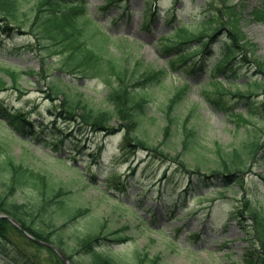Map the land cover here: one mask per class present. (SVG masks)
I'll use <instances>...</instances> for the list:
<instances>
[{
	"label": "rangeland",
	"instance_id": "obj_1",
	"mask_svg": "<svg viewBox=\"0 0 264 264\" xmlns=\"http://www.w3.org/2000/svg\"><path fill=\"white\" fill-rule=\"evenodd\" d=\"M157 1L158 14L149 26L144 22L150 14L145 13L149 4L146 0H130L128 5L111 6L107 10H103V7L109 4L108 0H86V3L90 19H93L97 26L100 25L98 27L101 30L100 34L109 35L111 42L109 50L115 58L127 60L130 66H133L135 61H141L145 66L164 69L168 67L171 56L164 51L162 42L168 43L169 35L176 26L180 27L182 24L201 26L209 8L206 5L210 2L219 3V0ZM232 1L233 3L241 1L244 5L241 11L242 31L252 50L248 53V59L252 64L241 67L238 78H229V83L236 85L231 87V91H235L239 87L244 90L243 85L254 81V75L258 70L254 59L258 58L262 61L264 59V21L252 16L254 9H264V0ZM22 2L23 11L28 15L24 19L25 26L20 29L15 27L11 36L3 38L0 36V77L10 84V89L1 93L0 99L14 109H23L24 112L29 113L31 119L36 122L37 128L41 124L48 126L49 129L55 126L50 112L66 115L62 111L61 102L47 98L46 83L39 82L37 75L27 74L31 70L40 71L42 67L40 52L50 48L53 51L50 56L47 52L42 54L48 57L50 67L47 73L53 83L58 84L70 99H82L84 104L93 109H112V104L107 101L109 88L105 80L69 75L60 69L61 51L57 52L58 47L52 46L48 39L38 40L32 35H38L36 30L34 33L32 31L34 23L32 9L36 0H22ZM225 35L226 32L219 35L212 54L207 57L205 66H202L203 69L197 64L203 57L200 54L193 56L181 64L182 68L179 71L168 74L162 84L146 91L145 94L149 99L147 109L153 118L151 120L142 118L141 129L142 132L144 131L143 137L151 144L158 145L162 142L161 129L165 123L163 117L168 99L174 94L176 87L187 83L185 80L192 87L175 107L174 115L178 118V128H182L185 124L194 131L196 138L208 149L213 150L220 145L231 151L240 148L247 140L264 137L262 98H251L252 102L259 104L261 113L238 126L237 118L231 112L245 109L244 103L247 100L232 94L223 95L221 98L231 109L227 112L226 109L214 107L205 97L206 93L211 92V77L216 75L211 68L221 56L220 45ZM186 47L191 48V51L194 49L190 45ZM192 64L199 69L186 70V65ZM3 70H16L19 73L18 90L11 84L12 76L9 72ZM119 118L117 116L112 124L116 128H123L125 122ZM58 123L65 134L75 133V126L62 121ZM247 129L249 133L245 132ZM122 136V133L109 137L91 134V140L84 143L81 137L72 135L65 140L60 149L54 151L52 146H45L42 142L30 144L20 141L0 124V158L11 154L18 162L47 174L51 177L56 190L70 194L69 202L91 210L90 214L73 226V233L76 236L97 230L100 226L107 227L109 231L126 227V233L131 236L130 242L111 246L108 250L118 264H133V257L138 251L143 255L148 254L149 258L159 257L161 264H243L242 256L249 245L246 231H253L251 229L253 220L244 212L242 203L247 197L253 207L260 208L264 212V179H262L264 149L258 151L256 159L244 174L242 185H235L227 191L213 185L214 187L204 188L205 193L198 190L197 194H192L184 200L181 198V190L177 189V184H184V176L181 172H177L170 162L149 159L145 166L146 172L140 169L135 179L125 178L129 176L128 166L118 165L112 158V155L118 151ZM104 139L106 151L101 157L95 149ZM174 139L175 137L170 141L173 142ZM179 150L178 148L177 151ZM175 153L176 151L172 150V155ZM144 156L146 154L142 150L137 153L138 159ZM211 157H213L212 150L205 154L206 159L203 162ZM166 170L169 174L176 173L174 174L176 185L166 186L164 183L156 182ZM112 172L122 174V181L126 185L129 184L126 192L112 194V191L107 190L103 183ZM201 172L209 174L210 169L203 166ZM82 176L96 177L97 180L94 182L99 188L90 186ZM130 178L131 182L127 183ZM161 193L162 199H160ZM109 195L119 199L120 203H116L113 197L106 199L105 196ZM195 195H207L208 198L199 200ZM35 196L36 192L27 190L19 192L17 199L21 203L29 202ZM238 211L241 213L238 214L237 219L230 221L229 215ZM207 212L209 216H205ZM61 219H63L62 213L58 212L55 220L59 222ZM84 255L74 253L72 263L84 264L86 259ZM47 256L49 258V254L42 251L39 262L47 264ZM6 261L7 257L0 256V264Z\"/></svg>",
	"mask_w": 264,
	"mask_h": 264
},
{
	"label": "trees",
	"instance_id": "obj_2",
	"mask_svg": "<svg viewBox=\"0 0 264 264\" xmlns=\"http://www.w3.org/2000/svg\"><path fill=\"white\" fill-rule=\"evenodd\" d=\"M120 1L108 0L109 4L103 7V10L118 5ZM206 7H209L206 11V21L200 27L194 28L189 25L177 27L170 36V42L164 46L165 51L173 56L170 60V69H176L177 62L184 61L194 54L186 45L194 47L195 53L210 54L211 47L217 42L219 35L226 32L220 45L222 55L214 70L219 74H226L227 77L237 78L238 69L252 64L248 59V53L252 50L242 31L241 11L244 5L241 1L233 3L232 0H219V3L211 2ZM23 9L22 0H0V23L3 34L11 35L15 28L13 24L17 29L25 26L24 19L28 15ZM32 10L34 12L32 31L37 29L38 32V35L34 34L35 38L48 39L52 46L58 47L57 52L61 51L59 55L63 71L100 78L109 86L107 100L113 108L93 109L84 104L82 99H70L58 84L50 82L48 69H45L48 62L42 59L44 66L37 76L40 81H47L50 92L48 98L54 100L57 95L63 94V99L60 100L62 111L66 114L63 118L78 126L79 133L76 131L74 136L79 134L89 136L90 133L111 136L122 132L119 153L114 155L116 159H135L136 153L143 150L150 159L172 163V167L184 176L183 191L187 196L198 190L203 192L204 188L214 187L213 185L227 191L235 185L243 184L244 174L256 159L258 151L264 149V137L247 140L240 148L231 151L220 145H217L215 150L208 149L185 124L182 128L177 127L175 107L190 87L185 85L176 87L174 94L168 99L163 117L165 123L161 129L162 142L158 145L151 144L143 137L144 131L141 129L142 118L149 120L153 118L147 109L149 99L145 93L153 86L162 84L169 69H155L145 66L141 61H135L133 66H130L127 60L115 58L107 47L110 43L108 37L103 35L98 39L99 31L94 32L87 27L88 21L85 17L88 9L85 0H36ZM253 14L254 17L264 20L263 9H256ZM45 50L48 53L53 52L50 48ZM254 63L258 67L255 79L243 85L244 90L239 87L235 92H231L215 76L212 79L211 92L205 94L209 103L216 108L226 109L227 112L231 109L225 105L227 102L221 98L223 95L232 93L237 98L247 100L245 114L243 111L238 114L231 112L238 119L239 125L249 122L252 116L261 113L259 104L252 102L251 98L264 100V59L262 61L255 58ZM29 73L34 74L35 71ZM10 74L13 84L16 85L19 73L12 71ZM6 90L7 82L0 77V92ZM61 116L62 113L59 117ZM117 116L125 122L123 128H116L112 124ZM0 120L10 134L23 138L30 137L28 142L43 141L45 145L52 143L56 148L58 142L61 144L72 136V133L64 134L55 123L52 129L42 126L41 132L37 134L28 115L21 110L10 109L3 101H0ZM245 132L249 133V130ZM173 137L175 139L171 142ZM100 146L99 150L102 151L105 145ZM172 150L176 151L175 155H172ZM210 150L213 157L204 163L205 154ZM140 162L144 163L145 159ZM203 166L210 169L209 174L201 172ZM174 174H169L166 170L162 178L170 182L169 180H174ZM262 178L264 179V176ZM111 180L109 183L111 188L116 190L122 188L114 181L116 179ZM0 182L3 183L0 184V213L12 216L36 239L56 245L71 261L74 253H77L85 254L84 264H118L108 250L111 246L130 242L131 236L126 233V227L109 231L107 227L100 226L97 230L76 236L73 233V226L90 214L91 210L69 202L70 194L56 190L51 177L18 162L11 154L0 158ZM27 190L36 192V196L32 201L19 202L17 194ZM242 204L244 212L253 220L251 228L253 231H246L249 245L242 256V262L264 264V212L253 207L247 197ZM58 212L62 213L63 219L56 222L55 215ZM239 213L241 212L231 213L230 220H236ZM42 251L49 254L47 264H64L53 249L35 243L8 219L0 218V254L8 258L5 264H42L39 262ZM133 261V264L146 262L161 264L159 257L149 258L148 254L143 255L139 251L136 252Z\"/></svg>",
	"mask_w": 264,
	"mask_h": 264
},
{
	"label": "water",
	"instance_id": "obj_3",
	"mask_svg": "<svg viewBox=\"0 0 264 264\" xmlns=\"http://www.w3.org/2000/svg\"><path fill=\"white\" fill-rule=\"evenodd\" d=\"M0 217H2V218H8V219H9L10 221H12L14 224H17L16 221H14V220H13L11 217H9V216H6V215H0ZM17 225H18V224H17ZM36 242L39 243V244H41V245H44V246H47V247H51V248L56 249L54 246H52V245H50V244H47V243H44V242H42V241H38V240H36ZM61 256H62L64 262L67 263L66 258H65L62 254H61Z\"/></svg>",
	"mask_w": 264,
	"mask_h": 264
}]
</instances>
